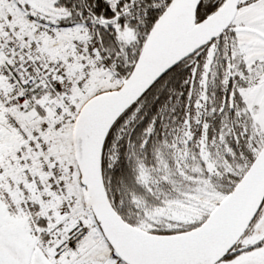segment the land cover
Masks as SVG:
<instances>
[{"label":"snow or ice","instance_id":"1","mask_svg":"<svg viewBox=\"0 0 264 264\" xmlns=\"http://www.w3.org/2000/svg\"><path fill=\"white\" fill-rule=\"evenodd\" d=\"M0 264H264V0H0Z\"/></svg>","mask_w":264,"mask_h":264}]
</instances>
